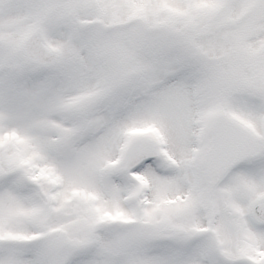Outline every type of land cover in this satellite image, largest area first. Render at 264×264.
Returning a JSON list of instances; mask_svg holds the SVG:
<instances>
[{"label":"snow or ice","instance_id":"1","mask_svg":"<svg viewBox=\"0 0 264 264\" xmlns=\"http://www.w3.org/2000/svg\"><path fill=\"white\" fill-rule=\"evenodd\" d=\"M0 264H264V0H0Z\"/></svg>","mask_w":264,"mask_h":264}]
</instances>
